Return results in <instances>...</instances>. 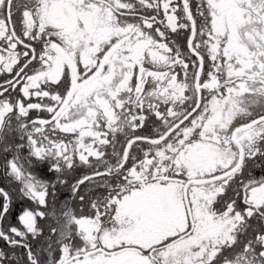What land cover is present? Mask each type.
Returning <instances> with one entry per match:
<instances>
[{
	"label": "snow or ice",
	"instance_id": "1",
	"mask_svg": "<svg viewBox=\"0 0 264 264\" xmlns=\"http://www.w3.org/2000/svg\"><path fill=\"white\" fill-rule=\"evenodd\" d=\"M0 78V264H264V0H0Z\"/></svg>",
	"mask_w": 264,
	"mask_h": 264
},
{
	"label": "flooded vegetation",
	"instance_id": "2",
	"mask_svg": "<svg viewBox=\"0 0 264 264\" xmlns=\"http://www.w3.org/2000/svg\"><path fill=\"white\" fill-rule=\"evenodd\" d=\"M0 79H2V78H0ZM40 171L43 174V173L47 172V169L46 168H42ZM83 172H84V169L78 168L75 172L70 174V176H69L70 181L74 182V179L79 177L80 175H82ZM252 174L254 176H256L257 178H259L260 176H264V168H255V169L252 170ZM51 177H52L51 173H48L46 176H44V178H46V179L47 178H51ZM57 195H58V197H59V199L61 201L68 200L71 197V193H70V191H68V189L66 187L60 188L58 193H57ZM11 220H12L13 223H15L14 217L11 218Z\"/></svg>",
	"mask_w": 264,
	"mask_h": 264
},
{
	"label": "trees",
	"instance_id": "3",
	"mask_svg": "<svg viewBox=\"0 0 264 264\" xmlns=\"http://www.w3.org/2000/svg\"><path fill=\"white\" fill-rule=\"evenodd\" d=\"M4 245V242L3 241H0V246H3Z\"/></svg>",
	"mask_w": 264,
	"mask_h": 264
}]
</instances>
